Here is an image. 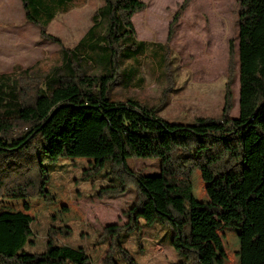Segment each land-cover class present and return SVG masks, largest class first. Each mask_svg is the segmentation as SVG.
<instances>
[{"label":"trees","instance_id":"16d2710c","mask_svg":"<svg viewBox=\"0 0 264 264\" xmlns=\"http://www.w3.org/2000/svg\"><path fill=\"white\" fill-rule=\"evenodd\" d=\"M19 1L26 22L59 45L60 61L40 78H32L30 69L17 76L0 74V202L24 201L23 211L0 213V264H91L83 248L54 243L50 236L43 252L23 251L32 235L25 201L54 202L46 189L45 164L78 158L89 159L94 172L110 164L120 177L119 184L100 188L98 197L123 194L128 183L135 192L124 213L126 222L103 230L110 239L103 264H117L115 253L134 264L114 237L135 231L138 242L143 226L154 224L171 230L178 264H221L213 253L224 255L219 230L237 231L239 264H264V0H237L238 116L229 117L234 75L230 43L222 114L191 124L163 121L159 108L147 109L129 98L112 100L117 86L139 88L143 83L134 73L123 80L127 62L147 58L157 71L168 68L167 44L136 39L132 17L145 8L140 0H101L91 25L70 49L46 29L83 0ZM188 2L183 0L173 16L167 42ZM130 158L159 160L160 174L133 172L126 164ZM234 166L237 206L219 207L194 197L196 170L210 182Z\"/></svg>","mask_w":264,"mask_h":264},{"label":"rangeland","instance_id":"374dc122","mask_svg":"<svg viewBox=\"0 0 264 264\" xmlns=\"http://www.w3.org/2000/svg\"><path fill=\"white\" fill-rule=\"evenodd\" d=\"M145 8L132 17L136 39L154 44H167L168 68L157 71L151 60L141 58L127 62L122 78L142 79L138 88L119 85L112 100L137 101L147 109L159 108V118L168 123L191 124L198 118L218 119L222 114L224 85L228 75V48L234 51V75L231 84L232 109L229 117L239 112L238 78V2L237 0H189L173 27L167 42L173 16L183 0H140ZM101 0H83L66 14L57 15L46 33L57 38L63 47L72 48L91 25L93 13ZM60 61L59 45L40 36L38 28L26 22L19 0H0V74L17 76L30 69L32 78H40ZM133 79L132 82L135 80ZM132 84V83H131ZM89 159H62L45 164L49 171L46 189L54 202L40 199L25 201L31 217L32 235L24 245L26 253H41L46 239L72 248H83L91 264H103L110 239L104 235L108 225H123L125 211L134 201L133 185L128 183L123 194L98 197L102 187L119 184L120 177L111 172L110 164L94 172ZM127 167L143 176L160 174L157 159H127ZM238 168L202 180L196 170L192 176V193L202 202L219 207L238 204ZM24 201L0 202L3 211H23ZM143 223V222H139ZM140 240L136 232H121L114 237L129 252L134 264H178L181 257L171 245L172 232L167 226H143ZM224 255L221 264H239L237 231L219 230ZM33 242L34 244H31ZM117 250V249H116ZM117 264H128L114 254ZM68 264V263H66Z\"/></svg>","mask_w":264,"mask_h":264}]
</instances>
